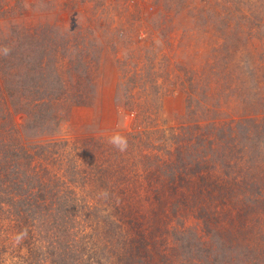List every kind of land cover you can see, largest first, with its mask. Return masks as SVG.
<instances>
[{
  "label": "rangeland",
  "instance_id": "374dc122",
  "mask_svg": "<svg viewBox=\"0 0 264 264\" xmlns=\"http://www.w3.org/2000/svg\"><path fill=\"white\" fill-rule=\"evenodd\" d=\"M5 50L47 106L0 103V182L18 145L70 148L77 204L20 224L1 192L0 264H264V0H0ZM200 134L220 138L215 163L170 180Z\"/></svg>",
  "mask_w": 264,
  "mask_h": 264
},
{
  "label": "trees",
  "instance_id": "16d2710c",
  "mask_svg": "<svg viewBox=\"0 0 264 264\" xmlns=\"http://www.w3.org/2000/svg\"><path fill=\"white\" fill-rule=\"evenodd\" d=\"M10 53L13 54L9 50L4 55L0 56V103L5 99V105L11 109H14L16 113L19 114L21 112H26L28 116L33 118L36 114H38L41 108L47 106L43 102L46 99L40 98L39 100H30V95L33 93L31 87L32 82L28 80V82L22 81V83H20L17 80V77L19 76L18 67H16L15 62L16 57L12 56ZM45 57L41 58L40 60L42 67L48 66V61H46ZM18 84L19 86L22 84V89L25 85L23 93L20 96L18 95ZM25 93H27V95ZM59 98L60 95L56 96L55 99L58 100ZM48 100L53 99L49 98ZM22 101H25L26 104L21 105ZM9 116L14 118V115L11 111ZM45 117V115L40 116V118ZM15 129H17V127ZM138 135L142 136L143 134L139 133ZM193 135L192 142H195L197 140V135ZM200 137H202L203 140L207 139V141L209 139L212 142L211 145L194 146L192 144V146H187V143H179L178 152L180 155H182V158L179 156L178 161H175L174 164H169V162L164 163V166L170 167L167 170L168 172H166L171 177L170 180L176 182L178 176L182 182L188 181L192 176L200 178L204 173L203 170L212 167V162L215 163V156H218L222 149L220 138L216 136V139L218 138L216 142V139L213 141L209 138L208 134H200L198 138ZM51 146L52 144L35 146V154L32 155L28 152V150H25L26 148L18 145V150L16 151L18 154V160L15 162V165L12 166V169L15 171V173L9 174L6 176L4 181L0 182V194L1 192H7L5 189H9L11 192L9 193V198H11L9 200V216L18 223H27L29 221L38 223L43 219H46L44 208L47 207L48 204L56 205V210H62L63 216L65 211L64 207H68L70 209L73 206L68 205L77 204V197L74 195L73 203H69L68 199L66 200V195L70 196V193L76 195L75 191L68 192L69 190L66 188L64 190V185L67 183L66 174L72 170H76L74 166V158H71V165L69 162H67V157L72 149H66L64 147L63 149L62 147H57V149H54ZM205 149H207L208 152L204 154L203 151ZM187 152L189 159L185 160L183 157ZM210 152L212 153V156ZM34 160L38 161L36 165ZM162 166L163 163L157 164V167L162 168ZM74 172L76 175H79V172ZM9 177L13 179L7 180ZM63 199L66 200L65 203L63 202ZM5 204L6 202L0 201V206L2 205V208L3 205L5 206ZM52 206L53 205H51L48 209L46 208V211L48 210V212H50L51 210L55 209ZM100 211L105 212L103 209ZM147 220L148 218L146 219L141 217L140 221L132 224L133 226L129 229L131 230L129 236L130 239H132L130 241H137V239L143 242L146 241L143 233L138 231L135 232V226H139L140 228L143 225L142 222H146ZM102 223L110 227L111 225H116V222H114L111 217H108V215L104 216ZM91 246L92 245L89 244L85 245L84 249L89 248V250H92L93 248ZM130 258L131 257L122 259L124 260L123 264H131Z\"/></svg>",
  "mask_w": 264,
  "mask_h": 264
},
{
  "label": "clouds",
  "instance_id": "9594fccd",
  "mask_svg": "<svg viewBox=\"0 0 264 264\" xmlns=\"http://www.w3.org/2000/svg\"><path fill=\"white\" fill-rule=\"evenodd\" d=\"M7 51V50H5ZM111 143H113L115 146L119 147L121 150H124L127 146L126 140L123 137L115 136L111 138Z\"/></svg>",
  "mask_w": 264,
  "mask_h": 264
}]
</instances>
